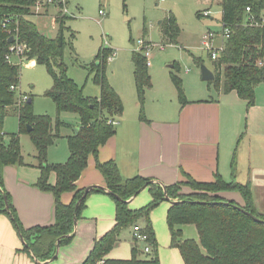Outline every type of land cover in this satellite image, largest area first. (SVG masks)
Returning <instances> with one entry per match:
<instances>
[{
  "label": "trees",
  "instance_id": "16d2710c",
  "mask_svg": "<svg viewBox=\"0 0 264 264\" xmlns=\"http://www.w3.org/2000/svg\"><path fill=\"white\" fill-rule=\"evenodd\" d=\"M36 2L0 0V214L11 219L24 241V251L30 252L40 261H48L56 256L58 247L73 241L75 220L81 218L88 196L104 192V189L94 187L86 194V190L77 188L76 182L87 168L90 156L97 157L99 148L116 134L117 125L113 122L123 116L124 103L107 77L108 57L112 54L109 49H100L94 62L84 66L100 87L99 99L87 97L82 87L68 77L65 52L68 46L74 52L72 41L66 38L68 30L65 22L69 17L59 14L56 20L59 25L57 36L48 38L30 19L36 15ZM219 5L222 9L223 31L229 30V36L216 60L209 54L215 79L208 82V87L226 94L235 91L251 108L255 104L256 88L264 82V0H219ZM247 8H250V12H247ZM5 18L12 21L10 27L15 29L11 35L3 28ZM160 30L165 41L178 44L181 28L172 12L161 22ZM12 35L15 41L9 43ZM71 37L74 39L75 35L71 34ZM14 44L25 45L26 57L47 68L53 85L46 92V97L55 103L57 119L36 115L32 96L20 103L12 92V86H20L21 66L10 64L5 58ZM133 61L135 85L141 105L140 117L144 118L145 93L152 88L151 76L143 53L134 54ZM170 74L178 99L185 105L187 99L183 80L176 66H171ZM10 107L15 108L12 111ZM62 113L78 115L82 126L77 134L68 137V161L51 164L48 162V150L61 137V129L67 125L60 119ZM9 115L18 117V133L4 132V120ZM28 127L32 130L29 131ZM24 132L30 134L37 151L40 176L36 186L54 196L55 221L50 226L25 229L18 219L9 193L3 187V170L8 166L25 165L20 146V134ZM97 168L116 204L115 225L95 240L83 264H161L150 214L167 201V197L169 201H178L168 211L167 224L171 233V246L180 251L185 264H264V215L256 211L249 184L241 185L234 180L226 182L217 176L214 182L188 178L175 185L161 186L141 176L124 179L114 161L97 162ZM52 174L56 176L55 183L50 182ZM186 186L191 192L182 191ZM144 189H149L152 200L140 209L130 208V198ZM225 191L240 192L245 205L240 206L219 196ZM69 192L74 193V199L70 204H64L62 196ZM235 206L262 222H257ZM139 223H142V232L147 235L152 252L142 258V251L136 246L129 260L108 259L107 255L120 240L122 232ZM188 225L196 227L197 240L183 238L182 227Z\"/></svg>",
  "mask_w": 264,
  "mask_h": 264
},
{
  "label": "crops",
  "instance_id": "0c3cea01",
  "mask_svg": "<svg viewBox=\"0 0 264 264\" xmlns=\"http://www.w3.org/2000/svg\"><path fill=\"white\" fill-rule=\"evenodd\" d=\"M51 9L49 7L43 13L49 15ZM207 12L209 10L203 15L209 17L210 12L206 15ZM262 20L264 23V13ZM15 61L18 63V58L14 57ZM210 69L213 71L212 66ZM187 76L185 80L188 78L193 88L185 86V105L180 103L174 84L167 82L162 87H154L158 84L154 82V88H150L145 95L144 118L140 117L141 105L133 88L125 89L127 97H124V92L115 87L124 103V114L117 121L116 134L99 148L97 157L90 156L87 168L76 182L78 189L96 187L104 189V192L88 196L81 218L75 225L73 241L58 247L53 259L40 261L24 251V241L11 219L0 214V264H83L95 240L115 225L116 204L108 193L97 162L114 161L124 179L141 176L161 186L175 185L188 178L214 182L217 176L226 182L234 180L241 185L249 184L256 211L264 215V82L256 88L255 104L248 108L247 102L235 91L228 94L214 92L208 85L202 84V76V80L195 73ZM95 85L101 94L100 87ZM76 117L71 124L63 121L67 124L65 127H71V134L61 135L58 140L78 133L82 123L80 117ZM36 154L37 151L31 161L24 159L25 165L8 166L2 172L3 187L9 193L25 229L50 226L55 221L54 196L36 186L40 176ZM69 157L68 149H64L62 154L52 148L48 150V162L51 164L65 163ZM55 181L56 176L52 174L50 182ZM219 196L240 206L245 205L238 191H225ZM73 199L74 193H64L62 196L64 204H70ZM151 200L149 189H144L130 198L129 206L134 210L140 209ZM171 205V201H164L150 214L159 247L173 248L167 224ZM139 225L142 226V223ZM189 226L182 227L184 239H192L184 235ZM125 234L133 236V228L122 232L120 243L107 255L108 259L132 258V248L122 241ZM142 251L143 258L147 254L144 249ZM172 256L174 262L170 255L159 254L161 264H185L177 248L172 251Z\"/></svg>",
  "mask_w": 264,
  "mask_h": 264
},
{
  "label": "rangeland",
  "instance_id": "374dc122",
  "mask_svg": "<svg viewBox=\"0 0 264 264\" xmlns=\"http://www.w3.org/2000/svg\"><path fill=\"white\" fill-rule=\"evenodd\" d=\"M68 9L69 15H65L69 17L65 22L68 30L66 38L72 41L74 52L70 46L65 52L67 75L82 87L85 95L93 99L99 98V89L84 66L94 62L100 49H109L115 53L114 59L107 62V77L110 84L122 93L131 87L137 97L133 57L139 52L144 54L147 48H150V44L153 45L155 48L152 51L151 66H149L152 87L154 82L158 83L154 87H162L167 82L173 85L170 74L173 65L179 70V76L183 79L186 95L185 86L192 89L193 84L188 82V78L185 80V76L188 77L189 73H195L201 79V65L208 68L212 66L209 52L202 44L203 37L208 33H213L215 48L222 47L225 42L221 23V7L217 0H69ZM206 10L210 12L209 17L203 15ZM100 11H103L104 15H101ZM56 12L57 9L52 7L49 15L40 13L30 17L40 32L51 39L57 36L59 28L55 21V17L59 16ZM169 12L176 16L181 28L177 45L165 41L160 30V24ZM71 34L75 35L74 39ZM162 45L165 46L163 50ZM196 59L202 61L199 62ZM20 66V87L18 86L16 90L11 89L12 92L17 97L20 93L27 97L32 96L36 115H48L53 120L57 119L55 103L51 98L46 97V92L53 85V79L47 68L39 65L34 59L23 60ZM202 82L208 85L207 81ZM212 90L217 92L215 88ZM124 97H127L125 92ZM76 116L62 113L60 119L71 124L73 119L77 118ZM3 130L7 134L18 133L20 131L18 118L6 117ZM70 130L71 127L70 129L62 128L61 135L71 134ZM68 144V138H62L50 148L62 154L64 149L70 151ZM20 146L26 161L34 159L36 147L29 133L20 134ZM182 191L188 193L191 189L186 186L182 188ZM184 235L197 239L196 227H187ZM122 241L126 242L132 250L137 246L142 251L145 247L144 242L135 241L130 234H125ZM173 250L174 248L170 246L161 245L158 251L161 256L170 255L174 262Z\"/></svg>",
  "mask_w": 264,
  "mask_h": 264
},
{
  "label": "built area",
  "instance_id": "2783aa9c",
  "mask_svg": "<svg viewBox=\"0 0 264 264\" xmlns=\"http://www.w3.org/2000/svg\"><path fill=\"white\" fill-rule=\"evenodd\" d=\"M162 1V0H161ZM49 7H54L57 9V15L61 14V15H69V9H68V0H58V1H54V0H37L34 11L36 14H40L43 12H46V10ZM247 12H250V8H247ZM101 15H104L103 11H100ZM206 15H209V12L205 13ZM57 20V18L55 17V21ZM12 21L9 18H5L3 20V28L6 30V32L11 35L13 34V32L15 31L14 28H11ZM229 36V30H225L223 31V37L226 40ZM12 37L14 38L15 41V37L12 35ZM214 38L215 35L213 33H208L203 37V47L205 50H207L209 52V54L212 56L213 60H216L218 58V56L220 55L221 51L224 48V44L222 47L220 48H215L214 47ZM141 44H144V42H141ZM141 46V45H140ZM155 47L153 45L150 44V48H147V50L144 52V56L147 59V63L148 66L151 65V57H152V51ZM165 48L164 45L161 46V49L163 50ZM16 57L18 58V63L17 65H21L23 60L26 58V46L25 45H21V44H14L10 47L9 53L6 55V61L10 64H15L13 62V58ZM115 57V53H113L108 57V61L113 60ZM262 65V63H261ZM16 88H18V86H12V90H16ZM28 100V97L26 95H20L19 97V102L23 103L26 102ZM115 125H117V121L113 122ZM133 237L137 240V241H142L145 243V247H144V253L149 254L151 253L152 249L150 244L148 243V237L146 234H144L142 232V226L135 225L133 227Z\"/></svg>",
  "mask_w": 264,
  "mask_h": 264
},
{
  "label": "water",
  "instance_id": "95a60500",
  "mask_svg": "<svg viewBox=\"0 0 264 264\" xmlns=\"http://www.w3.org/2000/svg\"><path fill=\"white\" fill-rule=\"evenodd\" d=\"M13 42H14V38L11 37L9 39V43H13ZM201 76H202V79L204 81H207V82L213 81L215 79L214 72L210 68H208L207 66H205V65H201ZM28 130L31 131L32 128L31 127H28ZM0 186H1V181H0ZM90 189L91 188H87L86 189V194L90 191ZM167 200H170V198L167 197ZM176 203H178V201H171V204H176ZM6 205H7V208H8V203H6ZM235 207L239 208L242 212L247 213L251 218H253L257 222H262V220H260L259 218L255 217L253 214L246 212L245 210H243L242 208H240L238 206H235ZM76 223H77V220H75V225H76Z\"/></svg>",
  "mask_w": 264,
  "mask_h": 264
}]
</instances>
